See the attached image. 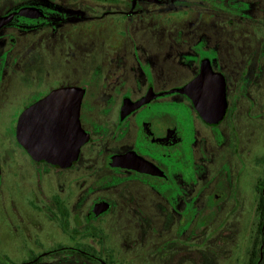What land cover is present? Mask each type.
<instances>
[{
	"label": "flooded vegetation",
	"instance_id": "flooded-vegetation-1",
	"mask_svg": "<svg viewBox=\"0 0 264 264\" xmlns=\"http://www.w3.org/2000/svg\"><path fill=\"white\" fill-rule=\"evenodd\" d=\"M0 11V264H139L123 243L155 239L151 252L166 254L160 264L171 250L179 264H264V150L256 148H264V0H0ZM191 14L200 17L188 22ZM223 18L241 20L238 47ZM202 22L222 27L220 42ZM72 29L123 39L150 29L192 75L168 89L151 50L136 48V59L125 47L101 52L78 87L88 139L63 167L35 160L17 131L25 112L58 89L26 84L37 76L38 50ZM219 49L241 55L221 60ZM205 63L226 85L225 113L214 123L178 92ZM6 96L17 98L9 129L1 123ZM13 177L24 183L19 206L9 200ZM10 222L23 237L12 246ZM49 225L61 237L46 246L27 230ZM122 225L131 227L120 234Z\"/></svg>",
	"mask_w": 264,
	"mask_h": 264
},
{
	"label": "rangeland",
	"instance_id": "rangeland-1",
	"mask_svg": "<svg viewBox=\"0 0 264 264\" xmlns=\"http://www.w3.org/2000/svg\"><path fill=\"white\" fill-rule=\"evenodd\" d=\"M220 7H217V9ZM2 15L0 11V16ZM191 19L189 18L188 22L196 21L200 15L191 14ZM225 26L232 27V29H229L228 32L231 34V37L234 38L235 42L234 45L238 47L237 45H240L243 43L244 39L242 37V30H241V20L237 19L235 21L228 20L226 18H223ZM97 21H95V24ZM152 22L149 23V27ZM202 29H205L204 31H207L208 34H212L215 32L218 34V42H220V35L222 27L219 26H212V25H205L203 22ZM113 24H110L112 26ZM237 25V26H236ZM106 26H109L106 24ZM235 30V31H234ZM98 33V32H97ZM95 33H83V31L77 32L74 29L70 31H64L60 33L59 35L53 36V38L49 41V46L45 48L46 51H42V48L38 50V53H40L39 58L36 59L37 64H35L34 68H32V71L37 72L36 78L34 76H26V84L31 82L38 83V88L40 87L45 92H48L54 88H60V87H80L81 81H82V75L83 73H91L93 60L98 59L102 56V53H117L120 55L121 48L125 47V50L128 49L130 51V57L131 59L139 58L138 52L135 54V49L143 50L148 49L151 50L152 54L154 55V59L158 60L159 63H157V69L163 70L165 74V79L163 84L166 88L172 89L181 86L186 81H188L192 75L188 69L178 66L171 56L167 57L165 53L167 52L166 44L163 42V36L159 33L157 35H152L150 29L144 30V31H136L134 34H127L126 37L123 39L121 34H115L111 33L108 35V33H104V35H99L101 33L97 34ZM229 34V35H230ZM226 36V35H224ZM227 37V36H226ZM26 38V37H25ZM24 38V39H25ZM228 38V37H227ZM196 42V39H189V43ZM40 45V43H38ZM241 47V46H240ZM153 50V51H152ZM134 51V55L133 54ZM188 52V51H183ZM43 53V57H42ZM170 53V52H169ZM237 53V56L240 57L241 50L237 49L236 52L234 51H222L218 50L219 58L224 60L225 56H232ZM123 55V54H122ZM104 58V55L102 56V59ZM226 58V57H225ZM228 59V58H227ZM33 67V66H32ZM83 72V73H82ZM36 75V74H34ZM57 77V78H56ZM24 78V77H23ZM46 81L44 82V80ZM42 80V82H40ZM25 82V81H24ZM28 90V89H26ZM16 104L17 98H9L8 96L5 97L4 101L2 102V119L1 123H3L4 129H9V123L12 121V119L15 117L16 110L11 108L9 109L10 104ZM3 129V130H4ZM6 139V138H5ZM11 143H9V146ZM259 151H263L264 148L257 146L256 147ZM9 153L11 152L10 149H8ZM9 187H10V194H9V200L10 202H15L18 206L21 204L23 197H25V193H22L19 191L18 186L23 187L24 183L18 182L15 177L9 179ZM32 178L31 176H27V184L32 185ZM31 187V186H29ZM27 190V189H26ZM26 194V199L32 198L33 191L31 189H28ZM17 206V207H18ZM9 215H12V213L9 212ZM11 225H9L8 231H6L7 237L9 238L10 246L18 244L13 241H22L23 237L21 235V232L18 230L16 226H13L14 223L10 222ZM125 227L128 229L131 227L130 225H122L121 226V232L125 229ZM133 227V226H132ZM2 225L0 224V234L2 230ZM130 229V228H129ZM27 230L32 234L36 235L38 239L42 242L43 246H46L47 242L53 241V239H59L61 237V232L57 228V226L49 225L45 228H43L39 232H35L31 227H27ZM126 236H129V232L126 231L123 233ZM174 233V229L172 230V236ZM1 237V236H0ZM126 243H123V251L129 252L131 250V254L135 253V256H138V259L135 261L139 264H160V262H163V259L165 258V253H157L156 251L151 249L154 247L159 246L160 240H153L152 242H138L132 243L130 240ZM134 242V241H133ZM173 240H170L168 244H172ZM132 246V247H131ZM131 247V248H130ZM172 247V246H171ZM26 248H31L29 244H27ZM150 248V252H149ZM172 250L169 252L171 254L170 258H167L165 261V264H179V258L175 256L174 253H171ZM125 264H129L130 260L124 259L123 260ZM160 261V262H159Z\"/></svg>",
	"mask_w": 264,
	"mask_h": 264
},
{
	"label": "water",
	"instance_id": "water-1",
	"mask_svg": "<svg viewBox=\"0 0 264 264\" xmlns=\"http://www.w3.org/2000/svg\"><path fill=\"white\" fill-rule=\"evenodd\" d=\"M178 92L192 99L207 122L214 123L222 119L227 105L225 80L222 75L213 73L206 63L200 75ZM83 96V89L61 87L25 112L17 134L35 160L66 167L77 158L80 147L88 139L79 120ZM146 101L148 98L143 102ZM139 105H133L132 108ZM118 161L120 159H113V165L118 164Z\"/></svg>",
	"mask_w": 264,
	"mask_h": 264
}]
</instances>
